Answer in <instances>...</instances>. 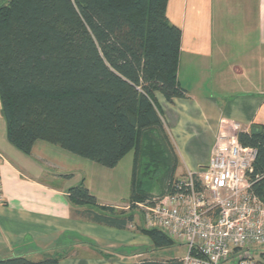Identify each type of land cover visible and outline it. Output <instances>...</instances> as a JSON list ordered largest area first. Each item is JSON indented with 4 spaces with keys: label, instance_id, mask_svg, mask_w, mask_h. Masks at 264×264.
Listing matches in <instances>:
<instances>
[{
    "label": "trees",
    "instance_id": "1",
    "mask_svg": "<svg viewBox=\"0 0 264 264\" xmlns=\"http://www.w3.org/2000/svg\"><path fill=\"white\" fill-rule=\"evenodd\" d=\"M168 1L9 0L0 5V101L9 143L30 155L43 141L107 169L134 153L127 220L100 206L83 182L69 189L72 205L93 208L86 212L96 223L127 228L134 223L136 203L153 198L145 195L153 185L140 181L146 171H160L162 196L175 192L179 160L156 95L172 103L185 99L187 91L177 79L182 32L167 18ZM237 138L257 150L248 179L264 202V126ZM147 145L155 147L152 161L140 171ZM138 195L145 199L135 201ZM144 234L157 248L173 243L157 230ZM0 264L59 262L13 257Z\"/></svg>",
    "mask_w": 264,
    "mask_h": 264
},
{
    "label": "crops",
    "instance_id": "2",
    "mask_svg": "<svg viewBox=\"0 0 264 264\" xmlns=\"http://www.w3.org/2000/svg\"><path fill=\"white\" fill-rule=\"evenodd\" d=\"M166 15L182 32L177 79L187 97L169 103L157 94L156 100L178 156L179 178L209 164L221 134L264 126V0H169ZM0 153V260L179 264L187 254L184 244L157 248L133 231L135 224L89 220L86 210L93 208L69 200L71 181L83 182L100 206L127 220V202L119 194L124 189L111 188L112 173L103 166L58 146L38 141L30 155L12 146L1 101Z\"/></svg>",
    "mask_w": 264,
    "mask_h": 264
},
{
    "label": "built area",
    "instance_id": "3",
    "mask_svg": "<svg viewBox=\"0 0 264 264\" xmlns=\"http://www.w3.org/2000/svg\"><path fill=\"white\" fill-rule=\"evenodd\" d=\"M237 134H221L209 164L177 178L174 193L136 203L146 229L187 246L179 264H258L256 248L264 247V202L248 179L257 150L243 147Z\"/></svg>",
    "mask_w": 264,
    "mask_h": 264
},
{
    "label": "rangeland",
    "instance_id": "4",
    "mask_svg": "<svg viewBox=\"0 0 264 264\" xmlns=\"http://www.w3.org/2000/svg\"><path fill=\"white\" fill-rule=\"evenodd\" d=\"M143 153L146 156V158H144V160L141 162L142 166H140V171L143 170L144 167H146L147 164H149L152 161V151H150L151 149H155V147H153L152 145H147V146H143ZM133 161H134V153L131 152L129 153L124 160H122V162L119 164V166H117L114 169H107L105 168V170L110 171L109 174L110 176L108 177V179H111L110 182L112 181L111 184V188L114 189V191H121L124 189V193L121 192L119 193L120 196H122V198L124 197V202H127V209L129 208L130 205V197H131V192H132V177H133ZM155 163L157 164V161H155ZM154 165V169L156 168V170L160 167H158L157 165ZM101 167L102 169H104L102 166H98ZM148 167V166H147ZM153 167V166H151ZM159 171V170H158ZM152 172L147 173V171L144 173L145 175H143V177H140V181L143 179H147L146 182H144V184L146 185H153L151 191L149 193H146L145 195H147L148 197H162V188H161V184L158 181V177L160 178V171L157 173V175L155 173L151 174ZM96 176V175H95ZM99 177H95L94 178V182L95 184L99 185ZM100 179H102L100 177ZM125 180H126V185H125ZM109 181V180H108ZM120 183V185H119ZM71 186L75 187L78 186L80 183L77 181H71ZM112 194V193H111ZM164 195V194H163ZM145 199L144 195H138L135 198V201H140ZM132 214L134 215L135 218V222L133 224H135V227H137V229H133L138 231L139 233H144L145 226L143 227V223H144V216H143V210L141 208H139L138 206H136V208L133 210ZM137 221V222H136ZM142 225V226H141ZM256 257L255 259L257 260L258 264H264V258L260 255L259 253L264 252V247H257L256 248Z\"/></svg>",
    "mask_w": 264,
    "mask_h": 264
}]
</instances>
